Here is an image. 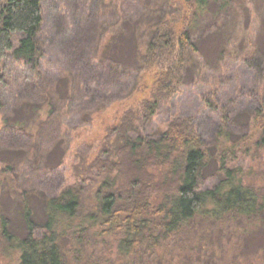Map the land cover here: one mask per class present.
Masks as SVG:
<instances>
[{
	"label": "trees",
	"instance_id": "obj_1",
	"mask_svg": "<svg viewBox=\"0 0 264 264\" xmlns=\"http://www.w3.org/2000/svg\"><path fill=\"white\" fill-rule=\"evenodd\" d=\"M42 2L0 0V86H6L12 65L19 63L35 72L29 89L26 85L21 92L23 100L29 99L33 119L29 124L9 126L8 133L15 140L6 145L9 149L24 147L29 156L35 148L49 151L66 143L64 118L69 108H75L76 97L81 96L86 117L108 108V100L116 92L108 93L110 87L105 85L116 76L105 55L113 39L123 32L127 16L125 1L97 0L95 15L83 21V26L79 24L70 53L77 63L74 72L82 80L77 83L68 77L70 86L64 87L63 94L73 102L64 104L59 83L47 82L40 72L45 22ZM252 3L255 0L139 1L142 13L133 28L134 44L140 68L156 72L150 96L123 113L99 152L81 156L82 163L74 171L79 183L46 195L23 190L20 222H11L0 209V259L6 264H70L72 254L71 264H170L163 256L158 263L156 254L177 241L191 222L201 219L224 224L227 219L241 218L249 223L264 217V186L257 187V177L251 180L254 172L240 163L243 158L238 154L244 143L246 158L264 161V101L258 100L262 103L246 128L252 132L235 143H229L232 122L226 119L213 145L191 117L170 118L156 135L148 131L159 109L184 85L190 63L202 62L195 38L203 24L208 20L230 23L233 18L238 28L241 16L251 13ZM97 17V26L90 24ZM217 35V42L227 43L224 35ZM89 95L103 100L90 105ZM59 103H63L61 110ZM44 104L48 109H43ZM2 105L0 100V108ZM44 135L50 140H44ZM67 151L68 146L62 161L45 170L44 176H51L64 164ZM210 168L214 169L208 177ZM111 248L116 249L114 255L105 253Z\"/></svg>",
	"mask_w": 264,
	"mask_h": 264
},
{
	"label": "rangeland",
	"instance_id": "obj_2",
	"mask_svg": "<svg viewBox=\"0 0 264 264\" xmlns=\"http://www.w3.org/2000/svg\"><path fill=\"white\" fill-rule=\"evenodd\" d=\"M96 1L42 2L45 22L41 33L44 56L40 72L47 82L55 80L59 83L57 88L62 94L59 95L60 99L66 98L63 89L70 86L68 77L81 83L82 78L74 72L77 63L75 55L70 53V44L73 34L79 30L80 25H84L83 21L85 23L90 16L95 15ZM123 1L127 3L123 32L113 39L114 42L110 43L105 55L113 65L116 76L106 82L105 86L110 87L108 93H116L113 92L114 95L110 96L108 108L88 117L84 115L86 112H82L81 96L76 97L74 103L70 97L66 98L64 104L72 103L75 106L72 110L69 108L64 118V128L68 130L66 143L56 144L57 147L52 146L55 148L49 151L35 148L32 156L25 152L24 147L7 148L9 140H15L8 133V127L20 123L29 124L33 119V112L27 107L29 99L23 100L21 92L26 90V85L29 89L28 83L35 75L30 68H24L19 63L9 67L6 86H0V100L3 102L0 108V209L11 222H20L19 213L22 208L19 206V198L23 190H37L40 195H46V192L54 193L70 184L79 183L74 171L82 163L81 156L99 152L100 146L109 140L111 129L117 126L123 113L150 96L151 88L156 82V72L140 68L133 34L135 22L142 13L139 1L150 0ZM250 7L251 13L248 15L246 12L245 16H241L243 19L238 28L237 21L233 18L230 23L208 20L206 25L203 24L195 38L202 62L195 60L187 67L184 85L152 118L149 133H160L167 120L178 116L191 117L205 140L212 145L218 129L225 124L223 119L232 122L229 130L230 144L238 141L246 132H252L246 128L253 121L256 107L262 103H258V100L264 101V72L261 74L264 69V0H255ZM98 19L99 17L92 19L90 24L95 26ZM220 28L223 30L219 31ZM87 31L88 28L83 33ZM217 34L221 37L224 35L227 43L217 42ZM87 98L90 105L103 100L91 95ZM63 103H59L60 110ZM43 109H48V106L44 104ZM87 109L86 111L90 110ZM46 139L50 140L44 135V140ZM67 146L64 164L57 167L51 176H44L45 170L55 168L62 161ZM243 150L244 143H241L238 154L243 159L240 163L246 169L251 167V172H254L250 174L251 180L257 177V187L264 186V161H253L249 155L246 158ZM6 166L10 170L6 171ZM213 169L206 171L208 177ZM34 204L35 201L32 206ZM35 209L38 210L34 207ZM243 220L227 219L224 224L204 222L201 219L191 222L189 229L184 230L177 241L156 254L158 263L163 256L170 260V264H264V217L253 219L249 223ZM115 250L107 249L105 253L114 255ZM71 257L72 254L68 258L70 264ZM0 264H6V261L0 259Z\"/></svg>",
	"mask_w": 264,
	"mask_h": 264
}]
</instances>
